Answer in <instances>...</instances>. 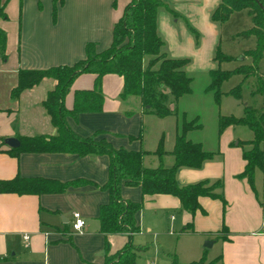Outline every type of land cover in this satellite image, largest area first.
Segmentation results:
<instances>
[{
    "label": "crops",
    "instance_id": "obj_1",
    "mask_svg": "<svg viewBox=\"0 0 264 264\" xmlns=\"http://www.w3.org/2000/svg\"><path fill=\"white\" fill-rule=\"evenodd\" d=\"M128 1L62 0L54 14L52 0H6L4 4L6 18H0V28L5 33V59L0 58V179L17 175L66 182L81 178L95 185L68 187L56 193H0V264L101 263L105 252L113 254L127 242L125 233L103 235L98 231V208L107 201V192L99 188L106 181V155L28 151L14 155L7 151L10 147L4 139L55 132L41 105L55 81L43 78L21 91L16 99H11L9 92L16 85L18 69L70 65L84 57V45L88 42L94 44L97 52L105 49L111 41L112 26ZM163 1L173 13L158 10L157 33L168 56L188 60L185 65L188 74L192 69L208 73L219 67L212 59L217 47L230 55L220 47L221 26L229 19L239 17L243 24L231 29V36L244 30V26H250L245 9L232 12L222 23L213 22L210 13L219 0ZM239 13H243V18ZM187 24L197 32V39ZM252 47L239 49V59H249L241 54ZM260 63L263 71L264 60ZM93 80L92 73L77 75L63 98L64 107L71 108L73 92L92 88ZM121 87L119 75H102L101 110L81 112L75 118L67 116V125L81 137L103 138L114 148L148 151L142 159L145 167H155L159 162L170 166L178 116L172 113L157 117L143 111L137 96L119 97ZM252 94L257 96V106H262V96ZM184 95L170 102L169 108L176 107L178 113L183 112L187 119L196 117L198 122V114L190 117L182 107ZM187 95H192V90ZM218 115L228 114L218 113L214 117L209 134H194L203 129L199 122L197 128L186 133L187 139L199 142L203 150L212 152V156L203 160L199 167H178L175 181L185 185L219 179L224 207L216 198L200 196L197 198L200 209L190 214L180 208L173 195H141L139 186L122 185V198L141 202L134 214L139 231L130 241L140 245L138 238L146 236L155 240L160 248L174 250L180 263L197 260L204 254L207 261H214L213 264H264V141L263 167L254 171L255 195L246 179L237 177L244 166L238 141L249 140L252 133L243 128L245 125H227L218 133ZM161 121H169V129L161 125ZM160 138L165 153L159 160L151 152ZM73 212L83 220L80 232L71 230ZM187 224L191 225V230L182 232L181 228ZM171 240L173 246L166 248ZM208 240L211 244L205 247Z\"/></svg>",
    "mask_w": 264,
    "mask_h": 264
},
{
    "label": "trees",
    "instance_id": "obj_2",
    "mask_svg": "<svg viewBox=\"0 0 264 264\" xmlns=\"http://www.w3.org/2000/svg\"><path fill=\"white\" fill-rule=\"evenodd\" d=\"M6 0H0V18L5 19L3 7ZM62 0H52V13ZM160 9L173 13L163 0H129L114 22L111 31V41L108 47L97 52L93 43L84 45V57L70 65H56L44 69H18L16 85L11 88L9 96L16 99L19 93L36 85L43 78L55 81L53 87L45 94L41 105L49 117L55 132L52 135L18 136L19 145L9 148L10 154L22 151L28 152H67L90 155H106L108 158L106 181L99 188L107 192V201L98 208V231L107 235L110 233H125L127 242L115 253L105 252L101 263L85 262L84 264H133L136 253L146 249V245H134L130 239L139 231L134 214L141 207L140 201H131L120 196V188L125 186H139L141 195L170 194L175 196L180 208L193 214L200 209L197 198L207 196L218 199L222 207L225 201L222 196V183L219 179L212 182L200 180L194 183L178 185L175 181V171L180 166L199 167L203 160L212 156V152L201 148L199 142L186 138L190 129L197 128L196 117L187 119L183 112L169 108L170 102L191 91V76L185 71L186 58H173L163 49V41L156 30V16ZM245 9L250 17V26L235 34L236 37H253L252 48L244 50L242 57L249 58V63L241 64L234 69H220L208 71L210 81L205 90L212 91L215 102H218L221 83L232 74L243 77L253 76L258 69L260 60H264V0H219L210 13V19L222 23L229 15ZM188 30L197 39V32L187 24ZM5 33L0 28V58L5 59ZM232 57L224 54L217 47L212 59L217 63L229 61ZM81 73L94 74L93 87L77 89L73 92L72 106L67 109L63 105V98L71 81ZM104 74H116L122 78L119 97L124 99L129 95L138 97L143 111L150 112L157 117L170 114L178 116L175 128L174 143L170 154L173 158L170 166L159 162L155 167H145L142 159L145 150H126L122 147L114 148L103 138L81 137L74 133L66 122V117L75 118L81 112H97L101 110L103 95L100 88L101 77ZM264 74V70H263ZM257 76V74H256ZM226 93L239 98V86L231 88ZM252 93L262 96L264 102V76L259 78L258 87ZM227 125H245L252 133L249 140L238 141L241 156L244 160L243 169L238 178H245L250 188L256 191L253 184L254 171L263 167L264 141V106L256 108L243 106L241 116L218 115L217 132ZM160 160L165 153L162 138L157 147L151 152ZM91 184L93 182L77 178L59 182L48 178H24L14 176L10 179H0V193L39 194L62 192L68 187ZM191 230L187 224L181 231ZM221 230H225L222 226ZM106 248V244H105ZM202 254L197 260L180 263L174 255L170 264H213Z\"/></svg>",
    "mask_w": 264,
    "mask_h": 264
},
{
    "label": "rangeland",
    "instance_id": "obj_3",
    "mask_svg": "<svg viewBox=\"0 0 264 264\" xmlns=\"http://www.w3.org/2000/svg\"><path fill=\"white\" fill-rule=\"evenodd\" d=\"M239 14L243 18V13ZM240 25L243 24H241L239 17H232V19H229V22L224 23L221 26L220 47L224 52L230 54L232 58L229 61H221L218 65L220 69L231 70L241 64L248 63L249 59H239L240 53L238 50L243 47H252L254 42L253 37L244 38L236 37L234 35L231 36L229 34L231 29L237 26L239 27ZM244 27L247 28L248 26ZM215 66L216 62L214 64V67ZM189 75L192 78L190 84L192 95H184L181 99V102L182 107L187 109L190 117L194 114H198L199 116L198 122L202 124L203 129L202 131L194 133L195 135L198 134L200 136H205L209 134L214 125V117L218 113H232L233 115H241V109L244 105H250L260 109L264 106L263 104L262 106L258 107L257 96L252 94V90H254L255 87H258L259 78L264 76L261 63H258V69L253 76L243 77L241 74H232L230 77H228V79L224 80L219 88L221 93L219 94L217 103L215 102V97L212 91L205 90L210 81L207 71L192 69L189 72ZM237 85L239 86V98L234 97L232 94L226 93ZM160 124H165L166 129H169L167 126L169 125V121H161ZM243 128L246 129L247 127L244 126ZM149 239L150 238H147L146 236L138 238V244L146 245V249L143 251H138L134 264H170V258L174 254V250H165L163 247L160 248L155 240L151 241ZM172 241L173 240L167 244L169 246H166V243L163 244L166 246V248L172 247L174 244ZM168 252L170 254H168ZM179 259L183 258L179 257Z\"/></svg>",
    "mask_w": 264,
    "mask_h": 264
},
{
    "label": "built area",
    "instance_id": "obj_4",
    "mask_svg": "<svg viewBox=\"0 0 264 264\" xmlns=\"http://www.w3.org/2000/svg\"><path fill=\"white\" fill-rule=\"evenodd\" d=\"M82 226H83V220L80 218L78 213L73 212L72 213V221L70 223L71 230L76 231V232H80ZM23 238L27 239V236L24 235Z\"/></svg>",
    "mask_w": 264,
    "mask_h": 264
},
{
    "label": "water",
    "instance_id": "obj_5",
    "mask_svg": "<svg viewBox=\"0 0 264 264\" xmlns=\"http://www.w3.org/2000/svg\"><path fill=\"white\" fill-rule=\"evenodd\" d=\"M4 142L10 148H15V147H17L19 145L18 139L17 138H14V137L5 138L4 139ZM210 244H211V241L208 240V241H206L204 243V246L205 247H208Z\"/></svg>",
    "mask_w": 264,
    "mask_h": 264
}]
</instances>
